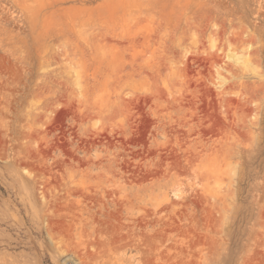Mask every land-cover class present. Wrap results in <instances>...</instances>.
<instances>
[{"label":"rangeland","instance_id":"rangeland-1","mask_svg":"<svg viewBox=\"0 0 264 264\" xmlns=\"http://www.w3.org/2000/svg\"><path fill=\"white\" fill-rule=\"evenodd\" d=\"M264 264V0H0V264Z\"/></svg>","mask_w":264,"mask_h":264},{"label":"bare ground","instance_id":"bare-ground-1","mask_svg":"<svg viewBox=\"0 0 264 264\" xmlns=\"http://www.w3.org/2000/svg\"><path fill=\"white\" fill-rule=\"evenodd\" d=\"M81 264V263H80ZM83 264V263H82Z\"/></svg>","mask_w":264,"mask_h":264}]
</instances>
